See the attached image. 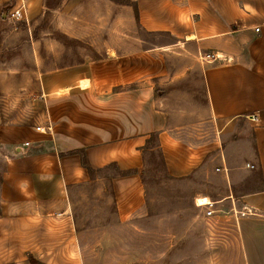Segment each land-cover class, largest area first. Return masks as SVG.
I'll return each mask as SVG.
<instances>
[{"label": "crops", "instance_id": "crops-1", "mask_svg": "<svg viewBox=\"0 0 264 264\" xmlns=\"http://www.w3.org/2000/svg\"><path fill=\"white\" fill-rule=\"evenodd\" d=\"M33 1L40 6L32 10L30 4V18L43 12L44 0ZM86 1L120 12L115 18L122 21L116 28L121 35L129 30L131 16L146 32L169 34L174 47L183 45L189 51V64L168 68L161 45L131 51L126 39L115 43L113 13H106L109 24L104 29L100 25L89 31L77 28L69 34L82 39L96 29L108 35L104 43L90 44L96 52L105 50L104 55L94 57L80 48L71 56L62 44L49 42L48 50L57 55L59 65L41 71L43 126H11L0 138L9 150L15 149L5 154L0 226L17 220L12 212L20 208L37 212L41 220L52 218L58 238L63 239L71 207L69 187L89 179L81 155L69 153L82 148L95 169L116 163L132 171L113 177L111 186L118 215L133 218L147 203L145 151L157 133L155 144L173 178L217 170L224 153L228 173L218 172L228 191L218 199L202 194L209 203L199 205L197 197L196 206L205 212L214 210L210 218L223 232L224 247L232 243L236 259L264 264V0ZM86 1L64 0L55 10L64 13ZM16 2L12 0V6ZM98 10L97 16L104 14ZM200 53L218 54L221 59L203 64ZM196 79L198 87L193 85ZM184 82L192 86L182 88ZM251 114L259 121H250L256 150V159L250 163L255 164L263 185L236 192L221 133L226 125ZM40 144L49 148L30 151L31 145Z\"/></svg>", "mask_w": 264, "mask_h": 264}, {"label": "rangeland", "instance_id": "rangeland-1", "mask_svg": "<svg viewBox=\"0 0 264 264\" xmlns=\"http://www.w3.org/2000/svg\"><path fill=\"white\" fill-rule=\"evenodd\" d=\"M63 1L44 0L41 14L17 19L10 14L12 0H0V138L11 126H43L41 71L59 65L57 55L48 50L49 42L62 44L71 56L80 48L94 57L106 53L101 49L96 52L90 44L104 43L108 35L99 34L96 29L95 34L83 35L82 39L69 34L77 28L89 31L100 25L104 29L109 24L105 15L113 13V9L85 0L84 4L59 13L55 9L63 6ZM30 4L32 10L40 6L33 0ZM95 9L104 14L97 16ZM117 14L120 12L115 10L111 20L115 43L124 38L130 43L131 51H136L138 46L149 49L161 45L164 48L160 50L167 53L168 68L189 64V51L183 45L174 47L173 38L167 33L144 31L135 16H131L129 30L124 35L118 33L116 28L123 24L115 18ZM191 84L184 82L180 86L189 89ZM193 85L198 87L197 79ZM221 134L236 192L262 187L259 172L245 166L256 159L249 118L226 125ZM154 144L152 141L151 146ZM7 146L0 142V186L7 168L5 154L15 152L14 147L9 150ZM48 148L31 145L30 151ZM146 159L150 164L144 169L147 203L139 214L127 220L118 215L111 186V176L117 171L108 165L69 187L71 207L63 239L58 238V226L54 225L57 222L53 223L52 218L41 220L37 212L20 208L13 211L12 217L17 220L7 219L0 226V264H243L233 256L231 242L224 247L223 232L212 220L214 215L209 218L196 206V198L202 194L218 199L228 191L229 185L219 177L220 172L216 168L207 173L197 170L173 178L166 173L160 158L147 156ZM2 210L0 199V215Z\"/></svg>", "mask_w": 264, "mask_h": 264}, {"label": "built area", "instance_id": "built-area-1", "mask_svg": "<svg viewBox=\"0 0 264 264\" xmlns=\"http://www.w3.org/2000/svg\"><path fill=\"white\" fill-rule=\"evenodd\" d=\"M29 10H30V1L29 0H17L16 4L13 6V8L10 10V14L17 18V19H25L27 17V15L29 14ZM260 28L257 27L256 31H259ZM200 57H201V61L203 62V64L209 63L212 60H216V59H221V56H219L218 54H211V53H200ZM249 120L256 123L259 121V118L257 115L255 114H251L248 116ZM38 130H41L40 127L37 128ZM26 145H29V142H26ZM221 162H222V167L221 168H217V171H224L226 174L228 173V168L226 166V159H225V155L224 153L221 154ZM246 168L253 170L256 168L255 164L253 163H246ZM252 212V210H249ZM207 216L210 218L214 215V210L213 209H209L207 210ZM246 212H243V214H245ZM258 213V212H255ZM263 215V214H261ZM212 222L209 224L211 225Z\"/></svg>", "mask_w": 264, "mask_h": 264}, {"label": "trees", "instance_id": "trees-1", "mask_svg": "<svg viewBox=\"0 0 264 264\" xmlns=\"http://www.w3.org/2000/svg\"><path fill=\"white\" fill-rule=\"evenodd\" d=\"M151 141H153L154 143L158 142V134L157 133H153L152 134ZM69 153H78V154H80L81 157H82L83 166L88 170L89 174H91V175L93 173L103 169V168L95 169L89 164V161H88V158H87V155H86V151H85L84 148L73 150V151H71ZM147 156H151V158H157V157L160 158L161 163L163 165V168L166 170L164 157H163L162 151H161V149L159 147V144H154L153 146H149V147H147V150L145 151V165L148 167V166H150V164H149L148 160L146 159ZM109 166H114L116 168V171H117L116 174L111 176V179L113 177H115V176H118V175H127V174L132 173L131 170H121L117 166L116 163H112ZM166 173L168 174V172H166ZM143 181L146 183V177L144 176V174H143Z\"/></svg>", "mask_w": 264, "mask_h": 264}, {"label": "bare ground", "instance_id": "bare-ground-1", "mask_svg": "<svg viewBox=\"0 0 264 264\" xmlns=\"http://www.w3.org/2000/svg\"><path fill=\"white\" fill-rule=\"evenodd\" d=\"M197 200H198L197 203L199 205H205V204H208L209 203L208 198L207 197H204V196L198 197Z\"/></svg>", "mask_w": 264, "mask_h": 264}]
</instances>
